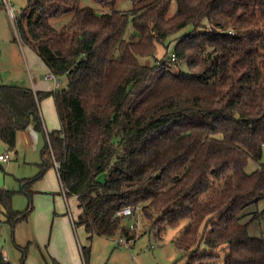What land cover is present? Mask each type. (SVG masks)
<instances>
[{
	"label": "trees",
	"instance_id": "obj_1",
	"mask_svg": "<svg viewBox=\"0 0 264 264\" xmlns=\"http://www.w3.org/2000/svg\"><path fill=\"white\" fill-rule=\"evenodd\" d=\"M95 1L111 10L29 0L18 33L68 87L0 84V141L14 150L21 130L44 131L40 103L52 96L61 127L45 133L39 176L57 168L90 238L135 240L132 217L118 215L131 206L163 230L190 218L174 240L186 264H220L203 246L226 251L222 264H264V0H176L174 14L172 0L131 10ZM66 13L56 29L51 19ZM188 25L177 60L141 62ZM251 161L259 166L248 171ZM32 182L23 180L30 197ZM15 194L0 188V223L12 227L33 210L15 209ZM81 252L87 262L91 248ZM0 264H12L1 250Z\"/></svg>",
	"mask_w": 264,
	"mask_h": 264
},
{
	"label": "rangeland",
	"instance_id": "obj_2",
	"mask_svg": "<svg viewBox=\"0 0 264 264\" xmlns=\"http://www.w3.org/2000/svg\"><path fill=\"white\" fill-rule=\"evenodd\" d=\"M150 1L152 0H118L116 6L117 9L131 10L142 7ZM28 3L29 0H0V84L31 86L33 76L51 86L52 84L45 77L48 72L47 66L39 55L24 43L16 27L17 18ZM81 5H90L100 11L111 10V5H102L95 0H81ZM176 9V0H172L170 13L174 14ZM72 16V13H66L60 17L52 18L51 23L60 30L72 19ZM192 29V25L181 29L167 40V45H157L156 57H141V62L151 65L157 59H161L162 62L169 61V56L174 53L178 39ZM133 32V25L129 24L126 30V38H131ZM186 68V64L181 62L179 69L185 70ZM62 79L63 82L58 87L59 89L68 87L67 80L64 77ZM41 107L42 110L45 108L48 110L53 120L56 118L55 127L60 128L54 100L50 101L49 97L43 99ZM55 127H51V123L48 124V129ZM39 131L42 139H45L44 131L41 129ZM44 145V140L43 143L28 142L19 134L14 150L9 149L7 144L0 141V154L7 151L12 152V157L8 161H0V188L16 191L13 200L15 209L24 210L28 206H33L28 219L19 222L15 227L5 222L4 216L1 215L0 250L10 263L52 264L50 247L56 253H61L62 246L69 244L66 238L68 230L65 226V217L70 223L74 245L77 246V249L78 242L82 245H91L88 264H186L188 262L190 253L178 248L174 240L191 222L190 218L183 219L179 226L167 227L166 230H163L154 226L141 214L136 227L137 237L135 240L121 244L119 242L121 235L114 238L95 235L90 242L84 227L79 226L74 229L72 226L69 216L71 212L69 211L73 212L72 214L76 219L78 214L76 198L74 196L64 197L54 167L47 169L42 176H39L40 164L42 163L41 151ZM258 166V163L251 161L247 170L253 171ZM104 176L105 173H101L98 179L102 181ZM23 180H33L31 197L23 189ZM262 206H264V201L260 203V207ZM151 225H153L152 228ZM252 230L254 233L259 231L255 226L252 227ZM33 235H35V239L30 238ZM124 238L127 240L126 237ZM151 245L155 247L151 249ZM202 251L220 254L222 260L217 259L215 263H224L226 251L211 249L207 246H203ZM72 255L71 258L75 262L80 261L79 250L77 252L74 250Z\"/></svg>",
	"mask_w": 264,
	"mask_h": 264
},
{
	"label": "crops",
	"instance_id": "obj_3",
	"mask_svg": "<svg viewBox=\"0 0 264 264\" xmlns=\"http://www.w3.org/2000/svg\"><path fill=\"white\" fill-rule=\"evenodd\" d=\"M47 69L49 71L48 67H47ZM46 80L48 82H50L52 85L48 86L49 84H47V83H45L43 81H40L37 77L35 78V77L32 76V85H31V87H33L35 90H45V89H47V90H55L56 88H55L53 82L51 80H48V79H46ZM47 86H48V88H47ZM52 99L54 100V98L52 96H50L49 100L52 101ZM54 105H55V102H54ZM40 109H41V114H42L43 122H44V137H45V139H42V135H41L39 129H37L34 124H31L26 129L21 130L18 134H19L20 137L25 138L28 142L36 141V143H40V142L43 143V140H44L45 141V145H46V134L45 133L47 131H53V130H57V129H60V128H56L55 127L56 123H57L56 118H54V120H53L52 116H50V113L48 112V110L46 108L42 110L41 103H40ZM55 109H56V107H55ZM42 111L44 112V114H43ZM56 113H57V111H56ZM49 123H51V127H55V128L48 129V124ZM60 127H61V124H60ZM45 145H44V147H45ZM43 148H42V150H43ZM51 169H53V167H51ZM54 169L57 171L56 167H54ZM62 192H63V189H62ZM63 195H64L65 198H69L64 192H63ZM74 198H76V202H77V206H78V214H77V218H78V215H79V213L81 211L80 208H79V199H78L77 196H74ZM69 212L73 213L72 211H69ZM69 216H70V213H69ZM70 221H71L72 226L74 227V229L79 227V226H75L73 224L71 216H70ZM65 226H66V229L68 230L66 238H67L69 244L67 246H62L61 253H56L55 251L52 250V247H50L52 255H50V254L49 255H50V259H51L52 264H53V260H56L60 264H88L89 260L86 262L85 259L83 258L82 252H81V248L84 247V246H87V245H82V244H80L78 242V244H77L78 245V249H77V246L74 245L73 234L71 232V226H70V223H69L67 217H65ZM82 227H84V226H82ZM87 235H88V240L91 242L95 235H93L91 238H90V234L88 232H87ZM102 237H105V236H102ZM30 238L35 239V235L30 236ZM107 238H111V237H107ZM112 238H114V237H112ZM89 247L91 248V245ZM74 250H75V252H77V250H79L80 255H81V259L78 262H75V260L71 258L73 256L72 252ZM70 252H71V254H70Z\"/></svg>",
	"mask_w": 264,
	"mask_h": 264
},
{
	"label": "built area",
	"instance_id": "obj_4",
	"mask_svg": "<svg viewBox=\"0 0 264 264\" xmlns=\"http://www.w3.org/2000/svg\"><path fill=\"white\" fill-rule=\"evenodd\" d=\"M230 34H233L234 33V30H229L228 31ZM169 59L171 61H175L177 60V56L175 53H171V55L169 56ZM46 79L48 80H51L55 86V88H58L62 82H63V79L62 77H60L59 75L55 74L53 71L49 70L47 73H46ZM12 157V152L11 151H7L6 153H2L0 154V161H8L10 158ZM118 215L119 216H125V217H132L131 221H130V229L131 231L133 230H136V227L139 223V217H140V213H137L135 214L134 211H133V208L131 206H126L125 208H123L120 212H118ZM71 219L73 221V224L75 225V218L74 216L72 215L71 213ZM119 242L121 244H126L128 243V240H125L124 237H120L119 239ZM155 246L154 245H151V249H153ZM4 259L6 261H8V258L4 256Z\"/></svg>",
	"mask_w": 264,
	"mask_h": 264
}]
</instances>
